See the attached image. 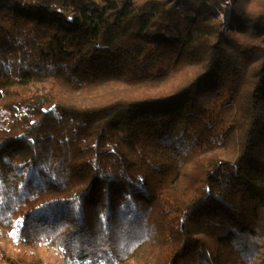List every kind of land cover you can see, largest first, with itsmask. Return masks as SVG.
Instances as JSON below:
<instances>
[{
    "label": "trees",
    "instance_id": "1",
    "mask_svg": "<svg viewBox=\"0 0 264 264\" xmlns=\"http://www.w3.org/2000/svg\"><path fill=\"white\" fill-rule=\"evenodd\" d=\"M223 1L0 0V230L71 264H264V0L227 28Z\"/></svg>",
    "mask_w": 264,
    "mask_h": 264
},
{
    "label": "rangeland",
    "instance_id": "2",
    "mask_svg": "<svg viewBox=\"0 0 264 264\" xmlns=\"http://www.w3.org/2000/svg\"><path fill=\"white\" fill-rule=\"evenodd\" d=\"M98 1V0H93ZM70 12H67L69 16ZM3 256L13 259L19 264H71L59 251H53L44 243L27 245L0 230V264H4ZM122 264H133L131 261Z\"/></svg>",
    "mask_w": 264,
    "mask_h": 264
},
{
    "label": "built area",
    "instance_id": "3",
    "mask_svg": "<svg viewBox=\"0 0 264 264\" xmlns=\"http://www.w3.org/2000/svg\"><path fill=\"white\" fill-rule=\"evenodd\" d=\"M230 8H231V1L230 0H224L221 3L220 9L218 10L219 18H220V20L222 22V26L224 28H227L228 24H229L228 15H229Z\"/></svg>",
    "mask_w": 264,
    "mask_h": 264
}]
</instances>
